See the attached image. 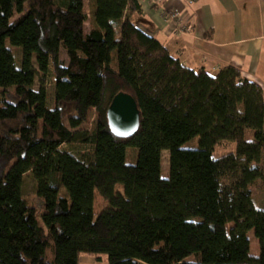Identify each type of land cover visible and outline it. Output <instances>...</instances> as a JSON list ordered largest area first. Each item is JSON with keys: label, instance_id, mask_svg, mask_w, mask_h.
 Masks as SVG:
<instances>
[{"label": "trees", "instance_id": "trees-1", "mask_svg": "<svg viewBox=\"0 0 264 264\" xmlns=\"http://www.w3.org/2000/svg\"><path fill=\"white\" fill-rule=\"evenodd\" d=\"M139 11L137 0H0V264H264V93L235 66L186 67ZM118 92L139 110L128 138L107 125ZM224 140L235 151L214 157ZM95 193L106 205L94 217Z\"/></svg>", "mask_w": 264, "mask_h": 264}, {"label": "crops", "instance_id": "crops-1", "mask_svg": "<svg viewBox=\"0 0 264 264\" xmlns=\"http://www.w3.org/2000/svg\"><path fill=\"white\" fill-rule=\"evenodd\" d=\"M137 2L140 11L132 19L183 65L202 68L209 75L227 65L235 66L264 93V0ZM171 10L178 12V18H164L163 12ZM96 260L81 256L79 264Z\"/></svg>", "mask_w": 264, "mask_h": 264}, {"label": "rangeland", "instance_id": "rangeland-1", "mask_svg": "<svg viewBox=\"0 0 264 264\" xmlns=\"http://www.w3.org/2000/svg\"><path fill=\"white\" fill-rule=\"evenodd\" d=\"M84 11L87 12V14H89L88 3H85ZM86 26H88V22H86ZM63 52H64V50L61 48L60 49L61 59L63 60V62H66V58L63 55ZM16 54H18V53H16ZM47 91H48L49 99H51V97H52L51 86L48 85V83H47ZM49 99L47 100L48 101L47 105H48V108H51L52 102H50ZM93 119H94V114L92 113L90 116V122ZM90 125L91 124L89 123L88 127H90ZM39 133H40V131H39ZM246 138L247 139L253 138V132L251 130L246 133ZM197 146H198V137L197 136H195L194 138L185 142L182 145V147H184V148H196ZM132 150H133V148H129V147L126 149V162H128V163H132L135 161V155H133V152H131ZM234 151H235V143L233 141L224 140V141H220L214 147V149L212 151V155L214 157H219V156H222V155H225L227 153L234 152ZM134 152L136 154L135 149H134ZM161 166H162L161 176L166 178L168 176V152L166 150H164L162 152ZM118 188H120V185H118ZM22 195L25 198L28 206H33L35 208V211H36L35 216H36L39 224H42L41 217H40L42 202L35 194L34 180L30 174H26L23 176ZM258 200L263 201L264 200V194L260 195ZM105 205H106V202L97 193H95V195H94V209H93L94 217L99 213V211L101 209H103L105 207ZM230 226H232V223L226 224L227 228H229ZM247 236H248L249 243H250L249 244V254L252 256H257L259 253L258 242H257V239L255 238V236L253 234L252 229H250L247 232ZM46 253L49 257L52 256L51 247L47 248ZM99 259H102V260H100L101 262L99 261ZM99 259H97L94 264H107V260H106V257L104 255H101L99 257Z\"/></svg>", "mask_w": 264, "mask_h": 264}, {"label": "water", "instance_id": "water-1", "mask_svg": "<svg viewBox=\"0 0 264 264\" xmlns=\"http://www.w3.org/2000/svg\"><path fill=\"white\" fill-rule=\"evenodd\" d=\"M107 125L117 137L128 138L139 127L140 115L134 98L125 92H118L111 99L106 110Z\"/></svg>", "mask_w": 264, "mask_h": 264}, {"label": "built area", "instance_id": "built-area-1", "mask_svg": "<svg viewBox=\"0 0 264 264\" xmlns=\"http://www.w3.org/2000/svg\"><path fill=\"white\" fill-rule=\"evenodd\" d=\"M163 16L164 18L175 19V18H178V12L176 10L164 11ZM179 25L181 26L180 23ZM184 28H186V26H184Z\"/></svg>", "mask_w": 264, "mask_h": 264}]
</instances>
